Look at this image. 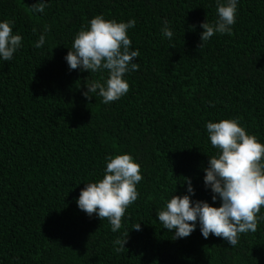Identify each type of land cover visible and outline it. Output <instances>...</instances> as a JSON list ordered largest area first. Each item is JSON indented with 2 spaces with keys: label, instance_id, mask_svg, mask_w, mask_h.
Listing matches in <instances>:
<instances>
[{
  "label": "trees",
  "instance_id": "1",
  "mask_svg": "<svg viewBox=\"0 0 264 264\" xmlns=\"http://www.w3.org/2000/svg\"><path fill=\"white\" fill-rule=\"evenodd\" d=\"M35 3L0 0V21L22 37L13 60H0V264H264V219L233 247L205 239L198 225L174 239L156 217L171 195L187 194L185 180L193 200L220 206L203 180L216 154L207 121L237 119L264 144V0H240L231 35L203 43L201 24L217 19L216 0H48L34 14ZM97 15L136 21L128 35L140 67L110 104L83 95L100 74L70 70L64 59ZM123 153L143 179L114 233L76 199L102 178L106 157ZM117 239H126L119 252Z\"/></svg>",
  "mask_w": 264,
  "mask_h": 264
},
{
  "label": "clouds",
  "instance_id": "2",
  "mask_svg": "<svg viewBox=\"0 0 264 264\" xmlns=\"http://www.w3.org/2000/svg\"><path fill=\"white\" fill-rule=\"evenodd\" d=\"M239 2L216 0L217 19L212 24H201L202 43L214 34L231 35ZM46 7L48 0H36L30 11L43 13ZM135 24V19L117 22L97 15L74 36L71 48L64 57L69 69L100 74V79L86 81L87 90L83 93L86 99L98 96L103 104H110L128 93L129 83L125 76L140 67L133 62L139 51L131 50L132 41L128 35V29L134 28ZM49 31L50 26H45L44 33ZM161 31L171 41L173 31L167 21ZM45 34H41L35 42L36 48L46 43ZM21 47L22 37L13 33L12 22L0 21V60L12 61ZM205 129L216 154L209 156L203 180L213 194L212 201L219 200L220 206L193 200L194 188L190 180H185L187 194L171 195L156 211V217L174 239L188 237L198 225L205 239L211 234L235 247L241 234L255 232L258 219H264L258 217L264 206V144L249 134L237 119L207 121ZM105 162L102 178L86 183L76 204L89 216L95 214L101 220L107 219L111 231L115 233L122 227L127 208L138 199L136 186L143 177L139 163L130 154L110 155ZM132 230L140 231V222ZM125 243L126 239H117L114 244L119 247L115 250L119 252L125 248Z\"/></svg>",
  "mask_w": 264,
  "mask_h": 264
}]
</instances>
